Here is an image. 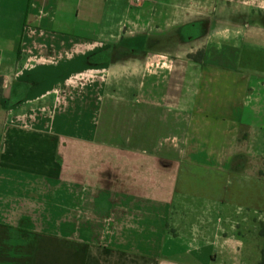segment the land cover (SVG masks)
I'll return each instance as SVG.
<instances>
[{
	"label": "crops",
	"instance_id": "crops-1",
	"mask_svg": "<svg viewBox=\"0 0 264 264\" xmlns=\"http://www.w3.org/2000/svg\"><path fill=\"white\" fill-rule=\"evenodd\" d=\"M260 224L264 0H0V264H258Z\"/></svg>",
	"mask_w": 264,
	"mask_h": 264
},
{
	"label": "trees",
	"instance_id": "trees-1",
	"mask_svg": "<svg viewBox=\"0 0 264 264\" xmlns=\"http://www.w3.org/2000/svg\"><path fill=\"white\" fill-rule=\"evenodd\" d=\"M200 55H201V53L199 52L197 54V56H200ZM190 58L198 61V57H196V56H191ZM259 236L262 240V247L260 250V261L258 264H264V224H260V226H259Z\"/></svg>",
	"mask_w": 264,
	"mask_h": 264
},
{
	"label": "built area",
	"instance_id": "built-area-1",
	"mask_svg": "<svg viewBox=\"0 0 264 264\" xmlns=\"http://www.w3.org/2000/svg\"><path fill=\"white\" fill-rule=\"evenodd\" d=\"M134 4H140L143 0H131Z\"/></svg>",
	"mask_w": 264,
	"mask_h": 264
},
{
	"label": "rangeland",
	"instance_id": "rangeland-1",
	"mask_svg": "<svg viewBox=\"0 0 264 264\" xmlns=\"http://www.w3.org/2000/svg\"><path fill=\"white\" fill-rule=\"evenodd\" d=\"M118 84H119L118 87H119L120 84H121L120 88H122V84H123V82H122V81H119Z\"/></svg>",
	"mask_w": 264,
	"mask_h": 264
}]
</instances>
